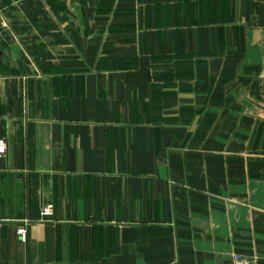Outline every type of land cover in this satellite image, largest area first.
<instances>
[{
	"label": "crops",
	"instance_id": "0c3cea01",
	"mask_svg": "<svg viewBox=\"0 0 264 264\" xmlns=\"http://www.w3.org/2000/svg\"><path fill=\"white\" fill-rule=\"evenodd\" d=\"M0 23V264H264V0H0Z\"/></svg>",
	"mask_w": 264,
	"mask_h": 264
},
{
	"label": "built area",
	"instance_id": "2783aa9c",
	"mask_svg": "<svg viewBox=\"0 0 264 264\" xmlns=\"http://www.w3.org/2000/svg\"><path fill=\"white\" fill-rule=\"evenodd\" d=\"M2 38V28L0 23V40ZM7 149V141L4 138H0V155H3ZM40 219L46 220L53 213V208L51 204H43L40 208ZM16 232L19 236V239L22 242H26L28 238V221L24 220L21 224H19L16 228ZM235 264H247V261L241 258L240 254L234 255Z\"/></svg>",
	"mask_w": 264,
	"mask_h": 264
}]
</instances>
